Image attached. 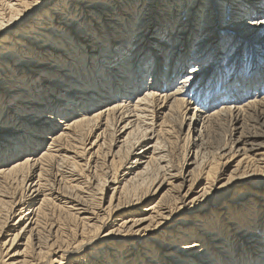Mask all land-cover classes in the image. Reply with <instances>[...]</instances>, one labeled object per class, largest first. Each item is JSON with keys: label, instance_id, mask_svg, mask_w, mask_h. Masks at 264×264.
<instances>
[{"label": "bare ground", "instance_id": "1", "mask_svg": "<svg viewBox=\"0 0 264 264\" xmlns=\"http://www.w3.org/2000/svg\"><path fill=\"white\" fill-rule=\"evenodd\" d=\"M188 1L0 0V264H264V0Z\"/></svg>", "mask_w": 264, "mask_h": 264}, {"label": "rangeland", "instance_id": "2", "mask_svg": "<svg viewBox=\"0 0 264 264\" xmlns=\"http://www.w3.org/2000/svg\"><path fill=\"white\" fill-rule=\"evenodd\" d=\"M158 1V0H157ZM193 0H189L188 2H185V6H183V7H188L190 4L189 3H191ZM202 1V0H201ZM213 1V3L214 4H217V2H218V0H212ZM228 1H230V4H231V7L233 8L232 10H236V6L234 5V3H233V0H228ZM203 2V1H202ZM232 2V3H231ZM219 3V2H218ZM234 5V6H233ZM209 8V7H208ZM260 11H261V9H260ZM212 12H216L215 10H213ZM114 14V13H113ZM106 19H109V18H106ZM135 20H137V18H134ZM149 20V19H148ZM244 20H246V21H248L245 17L244 18H241V21H243L244 22ZM134 21V20H133ZM250 22V21H249ZM246 23H248V22H246ZM233 30V29H232ZM234 31V30H233ZM215 34V33H214ZM233 34H234V36H241L242 34H243V32H242V30H237V32H233ZM215 36V39H216V36H217V34L216 35H214ZM218 37V36H217ZM245 38H247V41L245 42L246 43V46H247V44L249 43V44H251L252 42L251 41H253L252 39H250L248 36L247 37H245ZM197 40H198V38H196V39H194L193 41H195V42H197ZM254 41H256V40H254ZM253 41V43H254V46L253 47H251V52L253 53V54H260L261 52H262V50H261V47L262 48H264V46L263 45H261V46H259V44H257L256 42H254ZM207 61V60H206ZM207 63H209V61L207 62ZM184 72H185V70H184ZM175 86V84L172 86V87H174ZM190 91L191 90H189V92H188V94L190 95ZM220 123V124H219ZM217 125H215V124H211V127L209 128V142H210V145L211 146H214V148L216 147V145L217 146H219V145H223V144H225L226 142H227V140H228V138H229V134H230V130H231V122H230V120L228 119V120H222L221 122H219ZM186 131V129H184V132ZM223 143V144H222ZM180 149H181V151H180ZM179 149V152L177 153L178 154V156L176 157V163L177 164H179L178 166H181V162H183V153H184V150L182 149V148H180ZM180 156V157H179ZM178 158H180V159H178ZM177 160H178V162H177ZM264 187V186H263ZM251 189V187H248L247 185L246 186H242L241 187V189H239V190H236V191H233V193L230 195L231 196V199H228V202H229V204L230 205H232V206H238L237 204H241V203H244V200H234L235 198H237L238 196H239V194L240 193H242V192H246V191H248V190H250ZM260 193L262 192V194H263V191H259ZM250 199H253V197L251 196L250 197ZM233 201V202H230V201ZM262 204V203H261ZM57 211V212H56ZM54 213L55 214H53V219H54V221H56V222H58L59 221V223H61L62 225H66V222H65V220L63 221L62 219H60L59 220V217L57 218V216H59V211H58V209H54ZM194 217H195V215H193ZM192 216V217H193ZM193 217V219L195 220L196 219V221H197V218L195 217L194 218ZM56 219V220H55ZM57 219H58V221H57ZM113 220H114V218H112V222H113ZM193 223H196V222H194L193 221ZM193 223H191V224H193ZM110 224V223H109ZM256 228H258V227H256ZM261 229V228H260Z\"/></svg>", "mask_w": 264, "mask_h": 264}]
</instances>
